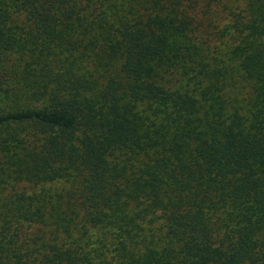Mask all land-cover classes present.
Here are the masks:
<instances>
[{"label": "trees", "instance_id": "obj_1", "mask_svg": "<svg viewBox=\"0 0 264 264\" xmlns=\"http://www.w3.org/2000/svg\"><path fill=\"white\" fill-rule=\"evenodd\" d=\"M0 264H264V0H0Z\"/></svg>", "mask_w": 264, "mask_h": 264}]
</instances>
